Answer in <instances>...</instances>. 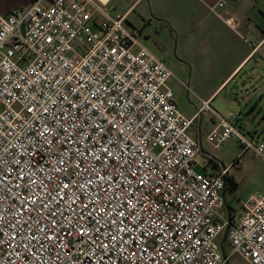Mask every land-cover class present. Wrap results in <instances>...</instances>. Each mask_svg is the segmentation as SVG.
I'll list each match as a JSON object with an SVG mask.
<instances>
[{"label":"built area","instance_id":"2783aa9c","mask_svg":"<svg viewBox=\"0 0 264 264\" xmlns=\"http://www.w3.org/2000/svg\"><path fill=\"white\" fill-rule=\"evenodd\" d=\"M143 44L101 0L0 14V264H226L223 233L264 264V195L227 213L229 169L198 171L189 134L210 102L186 117ZM217 116L210 145L264 158L236 115Z\"/></svg>","mask_w":264,"mask_h":264},{"label":"crops","instance_id":"0c3cea01","mask_svg":"<svg viewBox=\"0 0 264 264\" xmlns=\"http://www.w3.org/2000/svg\"><path fill=\"white\" fill-rule=\"evenodd\" d=\"M101 1L108 3L114 16L128 15L130 23V17L140 9L143 18L155 15L171 30L189 32L199 41L200 49L194 58L190 84L194 81L195 88L201 93V105L196 107L192 115H185L186 117L192 118L202 108L203 102H210L213 111L220 114L213 105L228 86L233 84V92L241 94L243 98V102H238V105L241 109L249 110L252 125L258 126L254 132H251V129H248V132L253 136L264 135V129L261 130L264 127V0ZM32 2L34 0H0V14L8 15L16 9L28 7ZM221 2L225 3L224 8H219ZM213 8L215 13L212 12ZM230 20L234 21L233 25L226 22ZM145 44L143 45L154 54L152 47ZM187 86L191 89V85ZM222 100L227 103L226 98ZM211 113H201L202 119L199 121V117L189 130L190 136L202 146L204 136L211 134L218 124L216 115ZM202 155L208 160L202 172L220 173L229 169L228 178L235 182L236 178L230 167L220 166L218 160L204 147ZM229 192L227 190L224 196L227 213L233 216L234 210L227 198Z\"/></svg>","mask_w":264,"mask_h":264},{"label":"rangeland","instance_id":"374dc122","mask_svg":"<svg viewBox=\"0 0 264 264\" xmlns=\"http://www.w3.org/2000/svg\"><path fill=\"white\" fill-rule=\"evenodd\" d=\"M138 9L130 17V21L135 24L142 32V41L146 43L149 47H152L156 57L163 60L166 65L172 70L176 75V79H172L169 82L173 92L176 96V101L183 112L184 115L190 116L196 111V107H200L201 93L195 88V82L193 85L192 79V66L194 64V58L200 49V43L195 38L194 35L186 31H179L178 29L171 30L168 25L164 22L159 21L158 17L155 15L149 18H143ZM145 44V45H146ZM196 78V75H194ZM193 78V80H194ZM191 85V89H187L186 86ZM260 97V95H258ZM222 98L227 99V103L223 102ZM264 98V96H263ZM242 95L233 92V84L228 86L227 90L220 96V98L214 103V108L223 117H229L230 115H236L237 123L236 126L241 132H244L246 139L251 142L254 146H258L264 142V135H254L248 132H254L257 125H252L249 119V110L241 109L238 102L242 101ZM243 102V101H242ZM260 108L257 112H259ZM211 114L216 115L215 111ZM202 118L200 117L199 121ZM219 121V119H218ZM257 124V123H256ZM264 127L261 128L263 130ZM194 135L193 132H191ZM204 149L214 156L220 166L230 167L231 173L237 184V189L235 191H230L227 195L228 201L231 204L234 214L239 217L240 204L245 201L250 195L256 193L264 194V158L257 159L255 157L254 150H244L240 144L234 140L224 144L220 149L214 148L207 142L206 135L203 139ZM199 154L196 158L197 170L202 172L205 165L208 163L207 158ZM241 160L240 164L236 162ZM226 233H223L217 242L219 243L221 249L224 247L225 254L229 257V262L226 264H247L242 260L241 257L231 254L228 242H224Z\"/></svg>","mask_w":264,"mask_h":264},{"label":"trees","instance_id":"16d2710c","mask_svg":"<svg viewBox=\"0 0 264 264\" xmlns=\"http://www.w3.org/2000/svg\"><path fill=\"white\" fill-rule=\"evenodd\" d=\"M236 189H237V184L232 179L228 178L227 190L235 191Z\"/></svg>","mask_w":264,"mask_h":264},{"label":"water","instance_id":"95a60500","mask_svg":"<svg viewBox=\"0 0 264 264\" xmlns=\"http://www.w3.org/2000/svg\"><path fill=\"white\" fill-rule=\"evenodd\" d=\"M222 252H223V254H224V255H226V254H225V250H224V247H223V246H222Z\"/></svg>","mask_w":264,"mask_h":264}]
</instances>
